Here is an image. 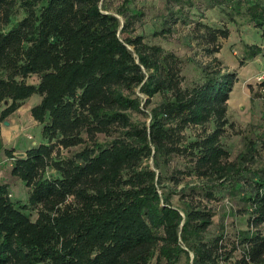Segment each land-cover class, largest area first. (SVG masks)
<instances>
[{"label":"trees","instance_id":"trees-1","mask_svg":"<svg viewBox=\"0 0 264 264\" xmlns=\"http://www.w3.org/2000/svg\"><path fill=\"white\" fill-rule=\"evenodd\" d=\"M131 1L111 12L104 0H0V119L37 94L41 125L24 155L4 149L27 197L0 181V264H264V168L250 165L252 143L236 161L221 142L238 80L215 56L228 28L195 23L210 59L189 82L178 54L132 35L142 12ZM183 1L165 0L153 35L170 33L182 13L171 4ZM208 2L264 39V0ZM261 48L246 44L244 58ZM175 156L186 163L170 169ZM186 176L199 183L179 188ZM223 193L240 223L231 239L207 237L208 202Z\"/></svg>","mask_w":264,"mask_h":264},{"label":"rangeland","instance_id":"rangeland-1","mask_svg":"<svg viewBox=\"0 0 264 264\" xmlns=\"http://www.w3.org/2000/svg\"><path fill=\"white\" fill-rule=\"evenodd\" d=\"M173 2L171 7L176 9L180 6L181 18L171 25L169 34L153 35L154 31L159 32L166 15L165 0H132L131 6L139 9L142 14L134 18L132 35H142L147 44H158L166 50L178 54L185 60L182 73L186 76V81L191 82L196 79L200 63L209 61L205 55V45L203 28H194L196 22L202 25H223L229 30L227 38H220L221 48L215 53L222 64L230 70H235L238 80L233 85L228 99V116L233 122L234 128H227L221 137V142L230 152L229 159L234 160L237 154L245 151L250 142L254 146L255 162L251 167L264 168V39L260 32L251 23L244 21L240 16L230 20L226 14L228 8L222 6L211 7L208 0H189ZM108 10L114 12L123 0H104ZM243 7V4H242ZM236 19V20H235ZM256 44L262 47V52L253 58H244V46ZM207 46V45H206ZM209 47V46H207ZM243 61V64H240ZM197 65V66H195ZM26 82L36 83L35 76L29 77ZM40 97L33 94L27 98L23 104L12 115L5 119H0V181L8 184L9 192L13 200L24 201L27 197V190L22 181L10 174L11 160L7 158L4 149H13L14 155H24L23 151L34 146L40 139L41 125L34 121L30 115V107L39 102ZM159 97H155L152 102H159ZM153 103L151 105H153ZM2 109V103H0ZM237 131V132H236ZM191 136L197 130L187 131ZM100 138H104L103 135ZM61 149L63 156H69L77 148L70 150ZM238 158H236V161ZM244 162V161H243ZM238 161L240 166L247 165ZM152 164V161H150ZM186 163L181 157H173L170 161V169L174 167L182 168ZM50 171V169H49ZM185 181H190V185H196L199 181L191 176H186ZM175 205H178L177 196L172 198ZM180 205V204H179ZM178 205V206H179ZM208 206L215 211L213 224L207 234L211 237L214 234L225 233L227 239L233 237V232L239 225V218L235 221L234 208L236 198L223 193L219 198L208 202ZM223 226V230L220 226ZM239 253L234 254L238 258ZM154 264V262L152 263ZM178 264H185V257L181 256Z\"/></svg>","mask_w":264,"mask_h":264}]
</instances>
